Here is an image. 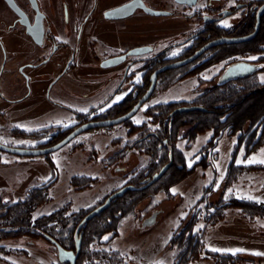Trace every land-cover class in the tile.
<instances>
[{"label": "rangeland", "instance_id": "374dc122", "mask_svg": "<svg viewBox=\"0 0 264 264\" xmlns=\"http://www.w3.org/2000/svg\"><path fill=\"white\" fill-rule=\"evenodd\" d=\"M15 41L18 49L19 41ZM217 70L218 66L205 69L201 74L203 81ZM261 76L264 78V73ZM100 85L76 83L74 88L66 85L62 98L77 113L89 110L104 102L106 92L112 91V84H106L102 90L97 89ZM196 85V78L190 77L169 87L163 86L128 120L84 131L48 154L22 156L0 150V213L7 212L8 206L31 200L38 191L45 193L47 200L35 208L33 219L62 208H65L64 215L68 216L96 207L112 192L147 171L150 153L146 146L132 147V143L144 130L159 127L147 112L148 108L170 102L190 105L196 101L192 94ZM31 86L32 95L16 102L12 99L24 95L26 87L7 81L10 100L0 97V142L17 147L42 148L49 140L48 127L58 125L64 118L65 125L77 122V116L71 117V113L46 100L47 85L43 89L36 84ZM54 91L57 88L52 94ZM83 92L94 95L79 94ZM110 115L116 117V112ZM135 126L138 129H132ZM261 129L258 122L247 121L242 130L248 133L260 132ZM212 132L211 129L200 133L190 141L183 137L187 128L181 129L175 146L184 152L187 168L193 169L192 172L173 183L167 191L158 188L133 209L122 213L116 231L95 234L89 244L90 249L112 253L121 264H177V246L170 242L177 236L180 239V234L190 226L192 229L185 236L189 237L191 233L193 239L199 238L203 243L200 255L190 264L232 263L216 257L213 248L244 249L235 254L219 251L231 253L239 259L235 264H264V255L254 254L264 253V214L247 215L239 207L230 205L224 208L221 220L215 223L208 220L216 205L235 199L264 204V170L252 168L264 163L248 162L264 160V142L249 152L248 136L240 142L236 135L224 134L216 146H211L208 142ZM202 156H205L202 164L197 165ZM231 161L238 171L228 175ZM73 178H87L89 184L81 187L72 181ZM42 186L45 188H40ZM202 196L204 199L200 200ZM153 213H157L154 221L143 225V221ZM58 263L55 245L42 236L6 235L0 239V264Z\"/></svg>", "mask_w": 264, "mask_h": 264}, {"label": "flooded vegetation", "instance_id": "af4514ba", "mask_svg": "<svg viewBox=\"0 0 264 264\" xmlns=\"http://www.w3.org/2000/svg\"><path fill=\"white\" fill-rule=\"evenodd\" d=\"M225 38L230 41L200 52ZM118 56L122 61L111 65L110 58ZM191 57L158 72L148 100L159 88L190 77L197 82L194 100L221 85L250 90L264 85V0H0V97L10 100L7 81L26 87L24 95L12 99L16 102L32 95V84L40 89L47 85L46 100L78 117L74 124L65 125L64 118L48 127L44 147L83 123L114 118L113 111L116 117L126 113H118V106L137 102L157 69ZM214 66L218 70L203 81L202 72ZM76 83H99L101 90L112 84V91L106 92L104 102L77 113L62 98L66 85L74 88ZM146 219L143 225H148Z\"/></svg>", "mask_w": 264, "mask_h": 264}, {"label": "trees", "instance_id": "16d2710c", "mask_svg": "<svg viewBox=\"0 0 264 264\" xmlns=\"http://www.w3.org/2000/svg\"><path fill=\"white\" fill-rule=\"evenodd\" d=\"M135 103L136 100L124 101L118 106V111L123 110L120 113L127 112ZM182 104L184 103H159L148 108L147 112L154 117L153 120L158 123L159 127L154 130H144V133L132 143V147L146 146L147 152L150 153L151 162L148 165L147 171L144 174L142 173V176L137 175V179H133L130 184L141 185L144 179L151 177L169 161L170 153L173 155V163L156 182L143 189L127 191L124 195L114 199L107 209L88 220L82 226L79 231V233H83L82 247L77 264H121L112 253L91 250L89 244L95 234L116 231L122 213L130 208L133 209L144 197L149 196L158 188L167 191L173 183L192 172L193 169L187 168L184 152L175 146L176 141L180 138L182 128H187V133L183 137L189 138L190 141H193L198 134L212 129V136L208 142V145L211 146H216L224 134L229 136L236 135L240 142L248 136L247 139L250 141L249 152L255 150L264 142L263 86H259L257 89L251 88V90L247 86H217L214 89L208 90L204 96L193 103L204 106L207 108L206 111L196 109L172 113L176 107ZM247 121L252 123L258 122L262 126L260 132H243L242 129ZM134 128L138 129V126L132 127V129ZM151 132L154 133L149 134ZM163 139H167L168 143L164 144ZM201 158V160L196 162L197 165L202 164L205 156ZM252 168L264 170V165H256ZM237 171V167L231 161L228 167V175ZM72 181L81 187L89 184V179L87 178H73ZM40 188H45V186ZM203 199L204 196L200 198V200ZM46 200V194L38 191L29 201L8 206L7 212L0 213V239L6 235L10 237H17L23 234L39 235L45 239L47 238V240H56L64 248L75 249L76 229L91 209L84 213H72L66 216L64 215L65 208H62L51 214L33 219L35 208ZM230 205L239 207L247 215L253 213L264 214L263 203L235 199L216 205L215 211L210 214L208 220H212L211 222L214 223L221 220L224 215V208ZM191 229L192 227L187 226L185 231L180 234V239L177 236V238H173L170 242L174 246H177V264H190L201 253L200 247H202L203 243H201L200 239L197 237V239H193L191 233L189 237L185 236ZM214 252L215 256L220 257L224 262L231 261V264H235L236 260H239L235 259L231 253ZM58 264L68 263L59 262Z\"/></svg>", "mask_w": 264, "mask_h": 264}, {"label": "water", "instance_id": "95a60500", "mask_svg": "<svg viewBox=\"0 0 264 264\" xmlns=\"http://www.w3.org/2000/svg\"><path fill=\"white\" fill-rule=\"evenodd\" d=\"M230 41V39H219L216 41H213L211 43H209L208 45H206L200 52H202L204 49H206L208 46L212 45V44H216L219 42H223V41ZM241 40V39H239ZM196 55H194L193 57H195ZM193 57L188 58L186 60L177 62V63H173L170 64L166 67L157 69L152 76V84L150 85L148 91L136 102V104L126 113L114 117V118H108V119H102V120H95V121H88L86 123H83L79 126H77L74 130H72L69 134H67L62 140H60L59 142L50 145V146H46V147H42V148H28V147H17V146H11V145H7L5 143L0 142V150L3 151H7L9 153H13L16 155H22V156H35V155H42V154H48L52 151L58 150L59 148L63 147L65 144H67L70 140H72L75 136H77L78 134L96 128V127H104V126H112L115 125L117 123H121L123 121L128 120L129 118H131L132 116H134L139 109L147 102L148 98L150 97L154 87H155V82H156V76L158 74V72L169 68V67H178L180 65L185 64L186 62L190 61ZM123 59V57H114V58H110L111 60V65L112 64H117L119 62H121ZM234 66H230L227 68V70L225 71V74L229 76V74H231L232 69ZM244 67V66H243ZM204 110L206 111L207 108H205L202 105H181L176 107L172 113L174 112H178V111H191V110ZM154 132H151L149 134H153ZM148 135V134H147ZM146 135V136H147ZM166 142V141H165ZM173 163V155L172 153H170V159L167 163H165L157 172H155L151 177H148L146 179H144L141 183V185H135V184H126L122 187H120L119 189H117L116 191L112 192L106 199L104 202H102L101 204L97 205L96 207H94L92 210H90L82 219V221L79 223L77 229H76V248L75 249H66L64 248L60 243H58L56 240L51 239V241L53 242V244L56 246L57 249V257L60 263H70V264H77V260L81 251V247H82V238H83V233L80 232V229L82 228L83 225H85V223L90 220L91 218H93L94 216H96L97 214H99L100 212L104 211L105 209H107L112 201L114 199H116L117 197H120L122 195H124L127 191L129 190H137V189H143L148 187L149 185L153 184L154 182H156L158 179H160L163 174L168 170V168L172 165ZM155 219V216H152L151 218L146 219V221L144 222V224H151Z\"/></svg>", "mask_w": 264, "mask_h": 264}, {"label": "snow or ice", "instance_id": "6c2138e0", "mask_svg": "<svg viewBox=\"0 0 264 264\" xmlns=\"http://www.w3.org/2000/svg\"><path fill=\"white\" fill-rule=\"evenodd\" d=\"M9 3H12V0H9ZM14 6V5H13ZM225 26H227L226 24H225ZM176 53H173V55H175ZM252 59H255L254 57L252 58ZM137 123H140V121H136ZM249 163H254V162H259V163H264V160H259V161H257V160H255V159H253V160H250V161H248ZM174 191V190H173ZM105 239H107V237H105ZM212 251H231L233 254H235L236 252H242V251H244V249H231V250H221V249H216V248H213L212 249ZM255 255H264V253H259V252H257V253H254Z\"/></svg>", "mask_w": 264, "mask_h": 264}]
</instances>
